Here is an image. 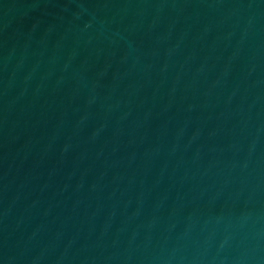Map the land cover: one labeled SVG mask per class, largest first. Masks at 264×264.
I'll return each instance as SVG.
<instances>
[{
    "label": "water",
    "instance_id": "95a60500",
    "mask_svg": "<svg viewBox=\"0 0 264 264\" xmlns=\"http://www.w3.org/2000/svg\"><path fill=\"white\" fill-rule=\"evenodd\" d=\"M0 264H264V0H0Z\"/></svg>",
    "mask_w": 264,
    "mask_h": 264
}]
</instances>
